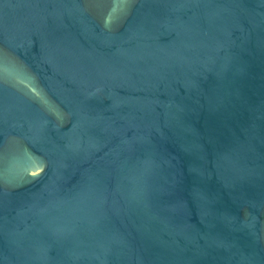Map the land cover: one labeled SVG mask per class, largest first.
<instances>
[{"label": "water", "instance_id": "obj_1", "mask_svg": "<svg viewBox=\"0 0 264 264\" xmlns=\"http://www.w3.org/2000/svg\"><path fill=\"white\" fill-rule=\"evenodd\" d=\"M0 264H264V0H0Z\"/></svg>", "mask_w": 264, "mask_h": 264}]
</instances>
